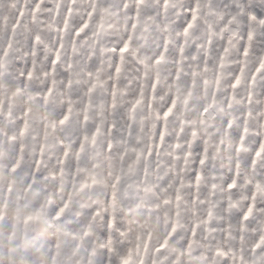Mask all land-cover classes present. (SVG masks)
<instances>
[{
    "label": "clouds",
    "instance_id": "1",
    "mask_svg": "<svg viewBox=\"0 0 264 264\" xmlns=\"http://www.w3.org/2000/svg\"><path fill=\"white\" fill-rule=\"evenodd\" d=\"M125 261L264 264V0H0V264Z\"/></svg>",
    "mask_w": 264,
    "mask_h": 264
},
{
    "label": "snow or ice",
    "instance_id": "2",
    "mask_svg": "<svg viewBox=\"0 0 264 264\" xmlns=\"http://www.w3.org/2000/svg\"><path fill=\"white\" fill-rule=\"evenodd\" d=\"M126 48H127V44H125L124 49H122V51L125 50ZM124 264H128V262L125 261Z\"/></svg>",
    "mask_w": 264,
    "mask_h": 264
}]
</instances>
